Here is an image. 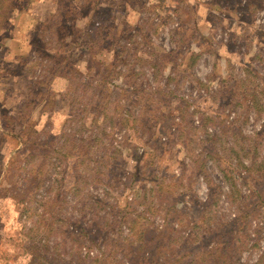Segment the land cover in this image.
Segmentation results:
<instances>
[{"label":"rangeland","instance_id":"rangeland-1","mask_svg":"<svg viewBox=\"0 0 264 264\" xmlns=\"http://www.w3.org/2000/svg\"><path fill=\"white\" fill-rule=\"evenodd\" d=\"M80 46L159 92L107 102ZM0 264H264V0H0Z\"/></svg>","mask_w":264,"mask_h":264},{"label":"trees","instance_id":"trees-1","mask_svg":"<svg viewBox=\"0 0 264 264\" xmlns=\"http://www.w3.org/2000/svg\"><path fill=\"white\" fill-rule=\"evenodd\" d=\"M29 5L27 1L24 2L22 5L26 7ZM45 23V19L40 20L37 17L30 15L29 19L26 21V27H36L39 24ZM95 34L94 32L93 35V40L92 43H95ZM136 42L135 35L130 39ZM129 41V39H128ZM142 40L140 41V43ZM131 43V41H130ZM80 45V44H78ZM123 48L122 49H127L129 48V45L125 46V43H123ZM121 49V50H122ZM110 52V53H109ZM72 54V55H71ZM117 53V56L114 55L113 51L111 49H94V46H92L91 50L82 48H75L69 49L68 47L65 49V56L64 58L66 59L69 57L72 61V69L74 72L83 79V87H87L88 83L86 81V78H88V74L92 73L93 69H99L102 71V75L100 77V83L101 87L105 88L107 92H111L112 95L110 98H104V100H107V102H119L118 104L125 101V103L131 102V107L133 103H139L143 102L146 100L150 99V96L152 94H155V92H159V87L157 84H155L158 79L157 73H156V64L153 63V61L150 60V56L148 58H143L140 57L139 55H136L135 52L131 53L130 55L133 57V60L137 61V68L134 69L133 65H128L129 62H127V59L125 56L122 57V59H119ZM147 54V53H146ZM109 56H111V60H109ZM72 57V58H71ZM195 55H191L192 61L195 59ZM117 61V62H116ZM104 67V69H102ZM242 71L245 70L247 73H251V67L249 65H242ZM174 69V68H173ZM170 70V72L167 74V83L170 82L171 77L174 76V70ZM150 76L151 82L147 81V77ZM66 77L68 78L67 73H61V78ZM166 79V78H165ZM145 80V81H144ZM153 83L155 86L152 87ZM168 85V84H167ZM170 85V84H169ZM169 85L168 90H170ZM80 88V86H79ZM172 90H175V87L171 88ZM172 92V91H170ZM177 92V91H176ZM172 93H175L174 91ZM178 93V92H177ZM179 94V93H178ZM176 94V95H178ZM96 95L92 96L95 97ZM100 97L99 99H101ZM102 100V99H101ZM89 104V103H88ZM123 104V103H122ZM117 106V105H116ZM119 106V105H118ZM117 106V107H118ZM81 109V113L78 117V119H84L88 115L87 107L86 105L79 104L78 106ZM84 107V108H83ZM83 108V109H82ZM115 109V108H114ZM118 110V109H117ZM100 110H96V115L99 113ZM120 112L122 113V117H128L129 112L127 113L125 110H121ZM87 114V115H86ZM101 115V113H99ZM211 134V133H209ZM213 134V133H212ZM211 134V135H212ZM242 148L241 149H235V152H237L236 158L240 156V159H242ZM238 159V160H240ZM238 161H236L237 163ZM233 171V168H232ZM233 178V177H232ZM148 194V193H147ZM151 195V194H150ZM149 195V197H150ZM189 196V195H188ZM148 197V198H149ZM190 197V196H189ZM187 200V199H186ZM159 202L162 206L166 205V199L165 198H159ZM185 203V206L189 207V205Z\"/></svg>","mask_w":264,"mask_h":264}]
</instances>
